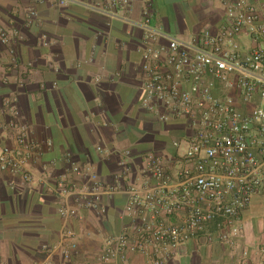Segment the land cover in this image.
<instances>
[{
  "label": "built area",
  "instance_id": "obj_1",
  "mask_svg": "<svg viewBox=\"0 0 264 264\" xmlns=\"http://www.w3.org/2000/svg\"><path fill=\"white\" fill-rule=\"evenodd\" d=\"M56 3L77 5L140 30V107L163 124L182 122V135L173 146L183 150L174 171L159 157L145 156L138 184L126 181L130 168L123 162L122 170L107 181L91 166L73 161L70 153L57 177L51 174L52 162L37 178L34 164L51 142L34 139L20 120L15 99L2 98L0 106L9 119L0 123V130L11 133L12 143L0 148V173L10 176L9 187L24 189L34 180L48 184L54 178L51 189L62 224L57 240L42 247L49 258L45 264H54L55 255L70 263L83 234L69 222L84 219L85 213L106 216L116 195L124 196L116 212L120 230L104 236L99 251L82 264H127L130 254L143 256L148 264H167L175 249L201 234L233 245L241 234L240 212L264 195V0H223L221 28L187 39L154 27L149 2L140 20L128 15L131 0ZM28 18L34 20L36 12L30 10ZM242 35L250 38L249 49L238 43ZM0 42L11 43L2 28ZM43 42L48 43L46 36ZM10 53L18 63L13 49ZM0 83L8 84L6 76H0Z\"/></svg>",
  "mask_w": 264,
  "mask_h": 264
},
{
  "label": "crops",
  "instance_id": "obj_2",
  "mask_svg": "<svg viewBox=\"0 0 264 264\" xmlns=\"http://www.w3.org/2000/svg\"><path fill=\"white\" fill-rule=\"evenodd\" d=\"M131 2V19L140 20L143 5L149 2L153 26L177 38L215 33L224 22L223 0ZM30 10L36 12L31 21ZM1 28L9 32L11 43L0 42V76L8 80L0 83V101L15 99L31 136L41 143L51 142L34 164L37 178L43 175V166L52 162L51 174L57 177L66 153L107 181L122 170L119 163L123 162L130 168L126 181L138 184L149 154L172 171L178 169L180 154L173 141L182 135L183 123L163 124L155 113L140 107L139 29L77 5L58 6L56 0H0ZM237 41L244 49L252 45L246 35ZM8 119L0 106V123ZM8 143H12L11 133L1 129L0 148ZM53 177L48 184L34 180L24 189H11L10 176L0 173V264H45L49 259L42 247L57 240L62 224L51 189ZM123 203L124 196L116 195L106 216L85 213L84 219L71 220L70 227L83 234L78 252L70 263L51 256L53 263L90 260L102 238L120 230L116 212ZM237 224L241 234L233 245L208 241L201 234L175 249L167 264H264V195L251 200ZM127 264L148 263L143 256L130 254Z\"/></svg>",
  "mask_w": 264,
  "mask_h": 264
},
{
  "label": "rangeland",
  "instance_id": "obj_3",
  "mask_svg": "<svg viewBox=\"0 0 264 264\" xmlns=\"http://www.w3.org/2000/svg\"><path fill=\"white\" fill-rule=\"evenodd\" d=\"M165 132H164V129H162L161 130V134H164ZM182 150H183V148L182 147H179V149H178V152H179V154L182 152Z\"/></svg>",
  "mask_w": 264,
  "mask_h": 264
}]
</instances>
